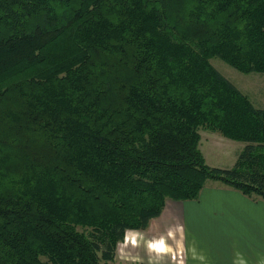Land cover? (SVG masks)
Segmentation results:
<instances>
[{
  "label": "trees",
  "instance_id": "obj_1",
  "mask_svg": "<svg viewBox=\"0 0 264 264\" xmlns=\"http://www.w3.org/2000/svg\"><path fill=\"white\" fill-rule=\"evenodd\" d=\"M212 58L264 75V0H0V264H121L210 183L264 201V108Z\"/></svg>",
  "mask_w": 264,
  "mask_h": 264
},
{
  "label": "crops",
  "instance_id": "obj_2",
  "mask_svg": "<svg viewBox=\"0 0 264 264\" xmlns=\"http://www.w3.org/2000/svg\"><path fill=\"white\" fill-rule=\"evenodd\" d=\"M244 146L239 148L230 165L224 166L225 163L219 160L224 165L217 161L215 164L219 166H210L203 154L206 164L229 169ZM181 224L187 228L191 242L196 244L197 241L202 250L208 251L211 262L205 261V264H264V201L259 198L247 197L220 184L210 183L194 200H166L161 215L151 220L143 232L150 231L153 239L168 227H172V231L180 229L175 225ZM178 233L173 234L177 235L179 242ZM199 246L190 245L188 253L192 249L197 255ZM237 257H242L244 263Z\"/></svg>",
  "mask_w": 264,
  "mask_h": 264
},
{
  "label": "rangeland",
  "instance_id": "obj_3",
  "mask_svg": "<svg viewBox=\"0 0 264 264\" xmlns=\"http://www.w3.org/2000/svg\"><path fill=\"white\" fill-rule=\"evenodd\" d=\"M210 64L224 78L230 81L238 91L245 95L254 108H264L263 74L241 73L218 58L210 59ZM198 133L200 137L198 145L199 150L201 151L202 155H205L206 160L210 164V166H219V164H215L217 161L219 163H222L223 165L225 163L224 166L230 165L229 163H231L232 159H235L236 153L239 148L243 146L242 142L226 139L217 132L210 131L208 129L200 128ZM219 160L223 161L224 163ZM222 164H220V167ZM177 226H180V229H175L172 231V227H168L167 229L162 231V234L155 236L153 239L151 237L152 235L150 234V231L145 233L143 231L133 230L138 232L142 239L138 238L139 242L135 247L129 244L123 250V257L121 256L120 249L117 244L116 262L121 264H205V261L211 262V259L209 260L210 257L207 254L208 251L204 249L202 250V248H200L202 246H199L197 241L196 244L195 242H191V237L189 233L186 232L187 228L183 224L175 225V227ZM170 231L172 233L179 231V242L177 240V235L173 234L172 237H169L168 233ZM161 237L165 239L166 245L170 247L172 251L159 254L149 251V249L147 248V242L152 240H159ZM180 245H182L183 247ZM190 245L199 246V248L196 249L197 255H195L192 249L191 252L188 253ZM237 259L241 263H244L242 257H237ZM196 260H198V262Z\"/></svg>",
  "mask_w": 264,
  "mask_h": 264
},
{
  "label": "clouds",
  "instance_id": "obj_4",
  "mask_svg": "<svg viewBox=\"0 0 264 264\" xmlns=\"http://www.w3.org/2000/svg\"><path fill=\"white\" fill-rule=\"evenodd\" d=\"M169 237L173 236V233L170 231L168 233ZM138 238L142 239L140 237V234L136 231L133 230H125V235H124V240L123 242H118V247L120 249L121 256L123 257L124 255V249L131 244L133 247H135L138 244ZM147 248L151 252H156V253H166V252H171L172 249L168 247L165 243V239L161 237L159 240H152L147 242Z\"/></svg>",
  "mask_w": 264,
  "mask_h": 264
}]
</instances>
